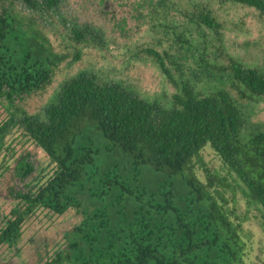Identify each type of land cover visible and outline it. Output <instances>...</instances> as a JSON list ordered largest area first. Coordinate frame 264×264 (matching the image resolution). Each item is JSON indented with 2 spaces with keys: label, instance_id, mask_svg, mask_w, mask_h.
Returning a JSON list of instances; mask_svg holds the SVG:
<instances>
[{
  "label": "trees",
  "instance_id": "16d2710c",
  "mask_svg": "<svg viewBox=\"0 0 264 264\" xmlns=\"http://www.w3.org/2000/svg\"><path fill=\"white\" fill-rule=\"evenodd\" d=\"M24 1L46 10L60 2ZM223 1L264 17V0ZM189 18L215 35L214 61H201L203 71L224 77L223 87L204 92L189 79L177 82L159 53L147 49L178 89L169 108L80 72L63 82L45 119H18L7 111L0 152L6 136L19 129L48 165L25 191L13 193L17 202L0 219V248L17 244L37 210H72L79 222L41 264H252L246 224L256 212L264 225V130L243 136L238 103L264 101V71L245 67L225 50L208 8L195 6ZM92 31L74 28L72 39L81 42ZM61 60L12 10L2 9L0 99H21L48 86ZM194 78L199 81L201 72ZM102 149L128 158L100 171ZM28 157L20 155L14 168L22 179L34 171Z\"/></svg>",
  "mask_w": 264,
  "mask_h": 264
},
{
  "label": "rangeland",
  "instance_id": "374dc122",
  "mask_svg": "<svg viewBox=\"0 0 264 264\" xmlns=\"http://www.w3.org/2000/svg\"><path fill=\"white\" fill-rule=\"evenodd\" d=\"M198 5L208 8L219 22L225 50L245 67L264 71V17L246 5L223 0H60L57 7L46 10L24 0H0V12L3 8L12 10L25 29L36 31L45 47L62 59L48 86L21 99H0V120L7 111L18 119L24 115L45 119L44 109L56 100L63 82L80 72L93 74L100 82L120 84L149 103L169 108L171 96L178 89L147 55V49L159 53L177 82L189 79L204 92L223 87L222 75L203 71L201 58L207 56L214 61L216 57V39L210 30L189 18V12ZM82 27L93 29L92 34L75 42L72 32ZM200 72L202 78L195 81L194 75ZM238 106L246 120L244 137L264 130V101L245 100ZM19 133L14 129L7 135L0 152V219L17 202L13 193L25 191L48 165L39 147ZM25 153L34 171L22 179L14 168L18 157ZM127 158L119 150L102 149L97 167L101 171L123 164ZM255 215L252 212L246 224L254 241L251 262L264 264V225ZM79 220L72 210L62 215L37 210L26 220L17 244L0 248V264H41L62 243L64 232Z\"/></svg>",
  "mask_w": 264,
  "mask_h": 264
}]
</instances>
